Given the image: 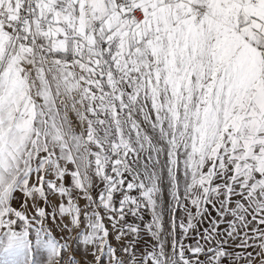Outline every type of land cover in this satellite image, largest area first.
Instances as JSON below:
<instances>
[{"label":"snow or ice","instance_id":"6c2138e0","mask_svg":"<svg viewBox=\"0 0 264 264\" xmlns=\"http://www.w3.org/2000/svg\"><path fill=\"white\" fill-rule=\"evenodd\" d=\"M0 264H264V0H0Z\"/></svg>","mask_w":264,"mask_h":264}]
</instances>
